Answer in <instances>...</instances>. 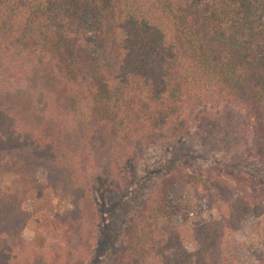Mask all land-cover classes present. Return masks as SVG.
I'll list each match as a JSON object with an SVG mask.
<instances>
[{
  "label": "trees",
  "instance_id": "trees-1",
  "mask_svg": "<svg viewBox=\"0 0 264 264\" xmlns=\"http://www.w3.org/2000/svg\"><path fill=\"white\" fill-rule=\"evenodd\" d=\"M176 1L0 0V46L17 66L14 81L0 84V264L14 262L12 255L3 261L9 242L20 264L92 262L99 237L86 233L95 222L81 212L93 207L84 165L120 180L125 170L130 180L138 139L197 154L212 128H234L232 107L264 130V0H223L224 9L210 12L208 6V16L199 0ZM184 111L194 118L196 138L182 122ZM182 130L195 139L194 147L183 142ZM256 143L263 146L257 155L264 164V134ZM206 173H195L198 190L215 179L218 188L229 189L228 176L251 186L250 200L232 191L219 195L220 220L201 230L187 223L172 229V218L188 220L190 213L167 205L159 220L171 234L158 247L143 246V264H242L233 235L261 210L264 189L234 172ZM184 175L187 182L195 179ZM44 177L47 185L39 189L60 190L80 222L67 249L55 247V253L40 234L33 244L21 241L27 221L18 197L6 191Z\"/></svg>",
  "mask_w": 264,
  "mask_h": 264
},
{
  "label": "rangeland",
  "instance_id": "rangeland-1",
  "mask_svg": "<svg viewBox=\"0 0 264 264\" xmlns=\"http://www.w3.org/2000/svg\"><path fill=\"white\" fill-rule=\"evenodd\" d=\"M208 1L198 2L206 15H209L208 6L210 12L224 9L223 0H210V4ZM181 2L179 0L177 3ZM191 3L192 1L189 4ZM4 48L0 46V84L8 80L13 82V76L17 71V66L7 59ZM261 105L264 107V96ZM230 111H234L235 114L234 128L229 129L228 132H220L212 128L210 136L205 135L208 141L206 140L204 148L202 145L201 149L194 150L197 152L199 150L197 154L190 152V149L183 152L181 147L175 149L174 145L167 146L168 142L161 147L163 140L157 145L149 146L147 142L138 139L131 150L133 155L136 146L140 145V149L137 151L136 148V153L132 156L134 162L130 172L134 178L130 179L131 181L127 176L129 173L125 170L121 173L126 179L120 180L118 174L112 177L103 176L93 164L83 166L84 181L93 201V207L91 206L90 210L86 207L81 212L90 219L91 223L95 222V227L90 224L86 233L97 231L99 237L92 255L93 260L87 264H112V261L116 262L113 264H143L140 260L144 255L143 246L149 244L158 247L159 243L165 241L171 234L170 228L161 224L162 218L159 216L161 209L167 205L186 208L188 215L190 213L188 220L184 217L172 218V229L187 223L201 230L210 222L220 220L217 202L219 195L223 198L229 197L232 191L249 199L248 194L252 193L251 186L239 185L228 176L223 179L229 184V189L218 188L215 179L207 184L205 191L198 190V183L195 182L200 181L195 173H200L202 169L207 172L206 175L211 174L214 178L219 175L216 173L218 171L234 172L235 176L246 177L260 184L259 188L261 186V189H264V164L258 160L257 155L259 146H263L256 143L264 134V130L260 131L257 126L247 124V113L243 109L232 107ZM181 116L183 124H187L186 128L191 129L190 136L196 138L198 134L193 127V116L186 111ZM260 123L264 128V118L259 121ZM183 131L180 132L185 139L183 142L193 146L195 139L187 138ZM200 135L203 136L202 133ZM216 139H219L220 143L215 142ZM195 144L199 147L198 143ZM187 172L195 178L194 181L187 182L184 175ZM46 183L45 177L37 184L19 181L6 191L18 197L23 210L22 219L27 221L21 241L33 244L40 234L38 240L42 243L44 241L41 236H44L49 238L48 246L52 250L56 247L64 251L69 246L70 233L80 230L77 224L80 222L75 217L77 209L67 198L61 196L60 190L56 192L53 188L39 189L40 185ZM260 202L263 203L261 210L247 219L242 231L233 235L236 245L241 246L238 255L242 264H264V199L258 201V204ZM8 248L7 255L3 253V261L12 255L14 260L12 264H20L17 262L20 259L19 250L12 242L8 243ZM197 248L198 245L195 243L188 245L187 250L193 252ZM112 254L116 258H113ZM169 256L172 262L176 260L175 249L170 251ZM79 257H85L83 252ZM80 262L82 264V261Z\"/></svg>",
  "mask_w": 264,
  "mask_h": 264
}]
</instances>
